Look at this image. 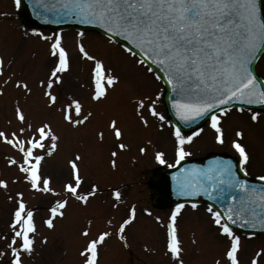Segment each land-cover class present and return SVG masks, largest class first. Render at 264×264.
Listing matches in <instances>:
<instances>
[{
	"label": "snow or ice",
	"instance_id": "6c2138e0",
	"mask_svg": "<svg viewBox=\"0 0 264 264\" xmlns=\"http://www.w3.org/2000/svg\"><path fill=\"white\" fill-rule=\"evenodd\" d=\"M21 0H13L19 6ZM40 3V0H37ZM41 7L53 11L56 15L75 16L79 23L85 25H98L111 37L119 36L127 41L130 47H124L123 52L132 54L138 52L141 59L135 64L144 65L150 62L164 73L163 79L172 91L171 108L177 120L187 125L211 113L209 127L214 132L216 144L224 143L222 118L228 109L221 107L232 101L244 104L264 105V81H259L250 67L264 52V17L260 15L258 0H56L52 7L40 4ZM59 22V21H53ZM47 44L49 64L44 79L39 81L42 96L46 98V107L52 108L57 102L58 92L54 90L63 86L64 74L70 71L71 63L68 51L62 44V36L57 32L54 36H44L33 33ZM83 33H77L76 49L79 59L90 62L89 65V100L98 103L107 98L110 89L120 83V76L114 74L111 67H106L102 58L89 54L80 38ZM3 62L0 61V64ZM148 72L152 68L147 69ZM156 79H160L159 76ZM7 83V81H5ZM16 87L23 89L25 98L31 94L32 89L22 81L16 80ZM84 87L83 84L80 85ZM2 94V92H0ZM61 109L62 120L72 128L85 125L93 116L92 111L82 114V104L79 99L71 98ZM133 111L138 123L148 128L149 117L164 122L165 116L156 108V100L144 95L132 100ZM219 109V114L213 112ZM239 111V110H238ZM257 114L251 113L252 122L257 121ZM14 119L18 122L17 129L0 131V142L15 149L21 156L18 162L12 156L5 157L9 167L15 166L22 179L32 193L50 194L52 197H61L51 202L47 208V218L42 223L49 229L55 228L57 218L65 217V210L69 198L82 206H87L89 199L99 192L97 184L91 183L90 189L78 191L85 181L80 174L78 162L82 156L77 153L66 161L68 175L62 183V192L52 187L51 176L41 175V165L45 156L52 157L57 149L59 137L47 121H40L35 127L27 120L23 107L17 102L14 108ZM11 123V122H9ZM163 130V123L157 125ZM107 129L114 137L113 148L110 151V166L117 167L118 152L129 149V144L123 142L124 132L118 126L116 118H110ZM169 134L173 138L175 164H180L190 153L185 145L191 144L199 132H192L184 136L180 128L172 125ZM99 141L103 142L104 132L96 133ZM237 139L232 140L231 148L238 154L239 171L247 175L246 168L250 162V155L244 145L239 142L242 132L236 130ZM147 143L151 144L149 140ZM43 150L37 154L35 150ZM141 155L147 148H138ZM157 163L165 164L164 152L154 151ZM174 165H168L173 167ZM186 173L183 181L178 183V195L184 197L196 196L201 193L209 200H220L227 203L225 211H214L208 206L206 212L210 221L215 225L220 237L224 238L225 247L221 259L214 264H241L240 237L237 236L232 225L240 224L246 228L264 227V188L257 189L240 179L233 170L231 161H212L204 168L192 167L188 170L180 169ZM174 179L176 177L174 176ZM264 181V175L258 177ZM17 183V179H13ZM0 189L8 190V182L0 179ZM24 193L16 192L13 210L10 214V239L6 240V252L0 251V257L9 255L7 264H24V255L31 256L34 252V236L37 235L33 210L27 208ZM112 198L119 202L121 194L113 190ZM13 201V196L7 197ZM115 209L117 203H112ZM185 207L177 203L167 217L165 232V254L170 255L173 264H184L182 259V242L177 229V217ZM191 208L197 209L192 203ZM146 214L147 213V210ZM136 219V209L133 205L127 209L126 217L122 219L115 235L124 241L126 227L131 226ZM159 223V217L156 218ZM109 225L111 221H108ZM89 226L91 221H88ZM79 235L88 238L90 228L84 227ZM112 235L109 231H99L90 239H85L78 255L80 264H98L100 246ZM40 243H47V236L41 238ZM192 244L196 243L193 238ZM264 260L261 251L248 260L247 264H260Z\"/></svg>",
	"mask_w": 264,
	"mask_h": 264
},
{
	"label": "rangeland",
	"instance_id": "374dc122",
	"mask_svg": "<svg viewBox=\"0 0 264 264\" xmlns=\"http://www.w3.org/2000/svg\"><path fill=\"white\" fill-rule=\"evenodd\" d=\"M17 6L13 0H0V131L17 129L18 122L14 119V108L19 102L23 107L27 120L35 127L40 121L50 123L53 131L59 137L57 149L52 157L45 156L41 165V175L51 176L52 187L62 192V183L68 175L66 161L79 153L82 160L78 162L80 174L85 178L78 190L84 192L95 183L99 192L89 199L87 206L69 198L65 217L55 221L53 230L47 229L42 221L47 218V208L51 202L61 197L50 194L32 193L28 191L21 173L15 166L9 167L5 157L12 156L18 162L20 154L10 146L0 142V179L8 182V190L0 189V236L10 239V214L13 210L15 193L23 192V200L27 208L33 210L37 235L34 236V252L29 257L24 255V264H80L78 252L85 239H90L99 231H109L112 235L100 246L98 264H173L170 255L165 254V232L167 217L171 209L157 210L150 206V195L147 192L148 180L143 178L144 172L155 165L154 151L164 152V158L175 160L173 138L169 134L172 126L163 106L164 89L148 67L135 64L138 59L134 54L124 53L123 46L90 30H29L18 20ZM59 32L62 44L70 57V71L64 74L63 86H58L57 102L52 108H47L46 98L42 96L39 81L47 73L49 57L47 44L39 36H54ZM83 33L80 42L89 54L102 58L106 67H111L114 74L120 76V83L110 89L107 98L98 103L89 100V65L90 62L79 59L76 49L77 33ZM258 75L264 80V52L255 65ZM26 82L32 89L25 98L23 89L16 87V80ZM7 81V83H5ZM84 87L81 88L80 85ZM147 95L157 101L156 110L165 116L160 122L149 117L148 128H143L134 115L132 100L135 97ZM71 98L79 99L82 109L92 111L93 116L85 125L72 128L61 119V109ZM222 118L224 143L216 144L214 132L205 125L196 130L199 135L194 137L191 144L185 145L190 153L185 157L195 158L207 150L229 151L239 160L238 154L231 148V142L237 139L236 130L242 132L239 142L245 146L250 155L246 172L248 177L259 180L264 175V112L258 109H231ZM257 114V121L252 122L251 113ZM83 114V113H82ZM118 120V126L124 132L123 142L129 144V149L118 152L117 167L110 166V151L113 148L114 137L107 129L110 118ZM11 122V123H9ZM163 123V130L157 127ZM104 132L103 142L99 141L96 133ZM187 134V135H191ZM184 135V134H182ZM184 135V136H187ZM151 141V144L147 143ZM144 146L147 152L141 155L138 148ZM43 154V150H35ZM17 179V183H13ZM146 179V180H145ZM147 183V185L145 184ZM119 191L121 199L115 201L111 193ZM13 196V201L7 197ZM112 203H117L113 209ZM135 206L136 219L131 226L126 227L124 241L117 239L115 232L126 217L127 209ZM205 205H198L196 210L185 206L177 217L179 239L182 242V259L184 264H214L221 259L225 247L224 238L210 221ZM149 214H146V211ZM159 217V223H157ZM91 221L89 226L88 221ZM111 221L109 225L108 221ZM90 228L88 238L81 237L79 232ZM234 233L240 237V261L247 264L256 251L264 256V237L246 236ZM47 236V243L41 244L42 237ZM196 240L192 244V239ZM0 251L6 252V240H0ZM9 255L0 257V264H7ZM223 264V261H222ZM264 264V260L260 261Z\"/></svg>",
	"mask_w": 264,
	"mask_h": 264
},
{
	"label": "water",
	"instance_id": "95a60500",
	"mask_svg": "<svg viewBox=\"0 0 264 264\" xmlns=\"http://www.w3.org/2000/svg\"><path fill=\"white\" fill-rule=\"evenodd\" d=\"M40 4L49 5L52 7L56 6V0H40V3H37V0H21L20 3V19L23 23L27 24L31 27L36 26H53V27H74V28H85V27H94L105 34H107L102 28H100L98 25H85L78 22L77 18L75 16H64L62 13L60 15H56L55 12L49 11L45 7H41ZM66 19L65 21H68V23L64 22L63 19ZM53 21H59L53 22ZM109 35V34H108ZM115 40L120 41L123 43L126 47H130L127 44V41L123 40L119 36H112ZM138 54V52H136ZM139 55V54H138ZM259 55V54H258ZM255 62V61H254ZM148 66L152 68L154 72L158 74L162 82L164 83L166 87L165 91V97L164 100L167 104L168 112L170 116L172 117V120L174 123L182 130H191L199 126L210 114L201 117L187 125L181 123L179 120H177L174 110L171 108V100H172V91L163 79L164 73L157 67L156 65H152L150 62L146 63ZM254 64V63H253ZM253 64L250 65L251 68H253ZM258 79V78H257ZM259 82V79H258ZM233 105H243V106H252V107H258L264 110V105L259 104H244L240 101H232L228 105H222L221 107H229ZM219 109H213V112L217 111ZM216 155H209L204 159L192 161V162H181L177 165L176 168L173 170H161L157 169L152 172H149V176L152 179V187L150 189V193L153 196L152 203L156 207H167L172 206L177 203L181 202H207L211 206L218 209V211H225L228 207L227 203H222L220 200H209L206 195L203 193L191 196V197H184L178 195V183L183 181L186 177V173H181L180 169L188 170L192 167L196 168H204L206 167L210 162L212 161H220L217 159ZM233 164V170L236 172L237 176L240 179L245 180L249 185H254L257 189L264 188V183L260 182H254L247 178H245L239 171L236 163L233 161V159H230ZM174 176L176 179H174ZM232 228H236L244 233H263L264 234V227H260L259 225L255 228H246L241 226L239 223L236 225H232Z\"/></svg>",
	"mask_w": 264,
	"mask_h": 264
}]
</instances>
